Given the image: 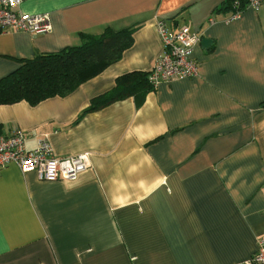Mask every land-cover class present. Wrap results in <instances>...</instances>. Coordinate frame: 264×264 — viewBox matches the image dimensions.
I'll return each instance as SVG.
<instances>
[{"label":"crops","instance_id":"1","mask_svg":"<svg viewBox=\"0 0 264 264\" xmlns=\"http://www.w3.org/2000/svg\"><path fill=\"white\" fill-rule=\"evenodd\" d=\"M225 2L21 1L51 30L1 31L0 78L105 26L132 27L133 41L67 95L0 104V135L20 129L27 149L46 136L57 156L90 160L75 180L0 172V264H246L264 235V2L231 21ZM157 18L198 37L196 75L82 114L118 76L150 71Z\"/></svg>","mask_w":264,"mask_h":264},{"label":"trees","instance_id":"2","mask_svg":"<svg viewBox=\"0 0 264 264\" xmlns=\"http://www.w3.org/2000/svg\"><path fill=\"white\" fill-rule=\"evenodd\" d=\"M225 3L232 13L246 6V0H226ZM132 32V27L115 30L105 26L98 34H81L77 45L19 60L13 71L0 78V104L25 100L34 105L52 96L69 94L78 85L118 61L133 41ZM148 74L133 71L118 76L115 85L93 97L82 114L128 96L142 101L145 93L153 87Z\"/></svg>","mask_w":264,"mask_h":264},{"label":"built area","instance_id":"3","mask_svg":"<svg viewBox=\"0 0 264 264\" xmlns=\"http://www.w3.org/2000/svg\"><path fill=\"white\" fill-rule=\"evenodd\" d=\"M21 1L0 0V32H49V15L21 11ZM263 2L264 0H246L245 7L257 9ZM241 12L242 10H236L227 21L238 18ZM211 21L212 18L209 19ZM155 28L162 52L149 71V82L155 86L160 82L195 76L198 67L192 53L198 37L185 25L171 30L165 20L159 18L155 19ZM9 164L17 165L23 173L35 172L40 180H75L90 166V160L87 152L68 157L57 156L46 136L38 138L35 146L27 149L23 132L15 129L8 135H0V172ZM246 264H264V235L257 238L255 251Z\"/></svg>","mask_w":264,"mask_h":264},{"label":"water","instance_id":"4","mask_svg":"<svg viewBox=\"0 0 264 264\" xmlns=\"http://www.w3.org/2000/svg\"><path fill=\"white\" fill-rule=\"evenodd\" d=\"M209 41H210V40H208V39H202V40H201V43H202L203 45H208Z\"/></svg>","mask_w":264,"mask_h":264},{"label":"bare ground","instance_id":"5","mask_svg":"<svg viewBox=\"0 0 264 264\" xmlns=\"http://www.w3.org/2000/svg\"><path fill=\"white\" fill-rule=\"evenodd\" d=\"M154 86V85H153Z\"/></svg>","mask_w":264,"mask_h":264}]
</instances>
